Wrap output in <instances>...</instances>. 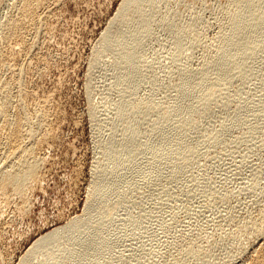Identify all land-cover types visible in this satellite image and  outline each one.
I'll use <instances>...</instances> for the list:
<instances>
[{
    "label": "rangeland",
    "instance_id": "obj_1",
    "mask_svg": "<svg viewBox=\"0 0 264 264\" xmlns=\"http://www.w3.org/2000/svg\"><path fill=\"white\" fill-rule=\"evenodd\" d=\"M25 1L0 0V49L12 50L10 57L24 71L28 94L47 100L50 119L45 127L52 138L37 150L43 181L30 190L29 201L11 193L14 201L0 208L5 216L0 213V264H20L37 239L83 215L94 174L102 167L112 170L107 160L102 162V150L109 138L123 136L116 128L122 103L150 98L157 109L174 106L179 73L212 60L233 11V0H146L139 10L146 25H127L119 44L107 48L102 36L123 0H44L36 10V22L6 46L1 41L4 25L20 17ZM135 39L138 45L130 57L142 76L127 84L128 67L117 62L115 53ZM9 70L0 71L1 81L14 78ZM215 80L207 87L217 84V99L227 103L198 117L200 128L191 135L197 143L176 156L188 157V164L169 181H140L123 203L108 198L102 205L114 221L97 229L108 241L87 264H252L264 249V228L260 235L256 229L264 227V36L242 76L217 75ZM13 89L16 103L10 115L19 100V90ZM241 102L244 106L239 108ZM236 114L244 124L212 144L217 130L230 126ZM155 121L154 113H149L137 142L149 138ZM26 141L28 148L33 145ZM0 157L4 160V154ZM72 242L60 238L40 253H31L30 260L37 263L50 247L55 250Z\"/></svg>",
    "mask_w": 264,
    "mask_h": 264
},
{
    "label": "bare ground",
    "instance_id": "obj_2",
    "mask_svg": "<svg viewBox=\"0 0 264 264\" xmlns=\"http://www.w3.org/2000/svg\"><path fill=\"white\" fill-rule=\"evenodd\" d=\"M257 1L233 0V11L228 17L224 29H222V43L212 60L200 65L197 70L188 71L183 69L179 73L176 84L178 97L174 106L168 109H157L150 98L143 99L136 104L130 102L122 103L121 114L117 115L116 128L123 136L119 140L109 138L103 146V160L100 159L102 162L107 160L112 170L102 167L96 175L94 174L93 186L88 192L90 198L86 203L83 215L71 219L65 225L37 239L22 257L20 264L90 263L101 252L102 244L108 241L107 236L97 233V229L104 228L106 221H114V216H110L108 209L102 204L108 198L116 203H123L124 198H129L130 194L138 189L136 187H138L140 181L153 183L158 178L169 181L177 176L180 168L188 164V157L176 156L183 148H191L197 143L191 135L200 128L198 117L205 116L214 105H220L216 107H224L227 103L226 100L222 102L217 99V84L213 83L211 87H207V83L215 82L217 75H228L230 79L242 76L247 61L262 43L264 36V3L258 5ZM145 2L146 0H123L115 17L111 20L110 26L102 36L106 44L105 47H116L119 44L118 42L124 38L127 25H146V21L142 18L143 13L139 11ZM43 3L44 0H26L23 4L24 7L19 10L20 17L9 20L4 25L5 27H2L5 31H2L1 41L3 43L6 42V46L9 43L7 41L11 40L12 37H22L23 33L21 31H25L29 23L36 20V10ZM148 4L152 5L153 3ZM147 28H144V30L146 29L144 33L150 31ZM24 35L26 36L27 34ZM136 40L130 41L126 46L128 47L126 50L115 53L117 62L123 64L124 67H128L127 84L138 82L142 76V72L139 71L130 57V51L138 45ZM179 44H182V42ZM175 49L177 52L181 50L178 46ZM11 52L0 49V71L6 69L9 72V69H12L13 75L15 74L10 81L0 80V152H2L0 155L4 154V160L0 157V161H3L2 166L0 165L1 211L10 206L9 203L14 201V199L11 201L14 195L24 203L27 202L30 190L43 181H40L41 174L39 173L41 171L39 166L41 160L39 158L42 156L39 155L41 157L37 158L36 153L39 148H42L52 138L51 130L49 132L45 127L47 125L45 120L50 117H47V100L37 101L35 97L28 94L26 85L22 82L24 71L20 67L21 64H19L20 68H17L18 66L14 63V59L10 57ZM212 78L213 80H211ZM14 87L19 90L17 95L19 100L17 101L16 99L18 108L13 115H10V109H14L13 105L16 103L12 97V89ZM126 89H131V86L127 85ZM28 100L29 102L31 101V108L28 107L29 105L27 106ZM185 101H189L190 104L187 106ZM243 106L244 103L242 102L238 104L239 108ZM149 113H154L156 116L155 123L149 128V138L137 142L136 135L139 132L138 130L144 125ZM178 115H182L184 120L179 121L177 119ZM244 121L239 114H236L230 126H223L220 130H217L212 138V144L224 141L226 133L233 127H240L244 124ZM37 127H39V130ZM29 139L33 141L31 143L33 145L28 148L25 141L27 140L26 142L29 143ZM11 193L14 195H10ZM11 205L13 204L11 203ZM13 212L15 211L11 213ZM1 214L3 215V213ZM261 221L258 223L255 221V223H261L260 225H262ZM258 227L256 225L257 233L260 235L264 227L263 225L259 229ZM256 229L253 231L255 232ZM64 237H68L73 242L68 245L57 246L55 250L50 247L49 253L46 255L42 254L40 261L37 263H33L30 260L31 253L36 251L40 253L42 248L49 247L48 245ZM81 260L85 262H80ZM231 263L233 262L231 261ZM252 264H264V249L258 253Z\"/></svg>",
    "mask_w": 264,
    "mask_h": 264
}]
</instances>
